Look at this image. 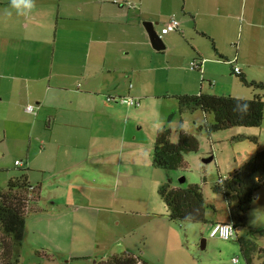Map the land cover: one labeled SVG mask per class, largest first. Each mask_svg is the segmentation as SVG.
<instances>
[{
	"label": "crops",
	"instance_id": "crops-1",
	"mask_svg": "<svg viewBox=\"0 0 264 264\" xmlns=\"http://www.w3.org/2000/svg\"><path fill=\"white\" fill-rule=\"evenodd\" d=\"M34 3L29 13L19 15L11 9L10 0H0V156L3 160L16 154L28 141L26 155L18 154V158L23 156L20 160L29 172L41 174L35 201H47L48 209L58 213L67 209L68 214H76L77 187L94 189L99 184L105 198L111 184H117L112 191L124 189L125 195L129 182L142 179L136 172L138 166L154 171L153 185L159 192L163 180L152 159L159 131L168 128L171 142L176 144L181 132L201 136L200 127L206 120L212 121L200 110L181 112L176 97L212 94L248 99L255 92H246L239 77L264 82V0ZM171 18L180 23V31L162 36L165 48L157 50L144 23H153L160 37ZM235 67L240 73H235ZM124 97L138 98L141 105L133 109L114 101ZM29 106L34 113L27 111ZM155 111L158 116L152 119L147 134L140 136L134 128L142 130ZM117 122H123V131L112 134ZM140 140L145 144L144 156L137 155ZM249 159L241 164L235 160L227 173L220 169L219 177H226ZM47 173L54 180L51 185ZM47 187L54 193L49 200L42 198ZM65 189L66 199L60 195ZM124 195L120 201L127 203L129 198ZM108 208V213L118 215V226L123 225L124 216L134 213L132 207ZM148 210V219L136 225L138 229L150 233L152 228L157 234L164 222H171L166 207L156 205ZM94 242L98 243L95 249L80 248L79 259L90 258L93 263L109 259L101 250L107 245L105 240L96 236ZM131 248L129 241L124 255L133 256ZM164 248L167 252L161 254L168 256L171 251ZM98 251L103 252L101 260H96ZM143 257L148 264L158 261L155 256Z\"/></svg>",
	"mask_w": 264,
	"mask_h": 264
},
{
	"label": "rangeland",
	"instance_id": "rangeland-1",
	"mask_svg": "<svg viewBox=\"0 0 264 264\" xmlns=\"http://www.w3.org/2000/svg\"><path fill=\"white\" fill-rule=\"evenodd\" d=\"M252 89L246 87L245 91L251 93ZM253 98L254 96H249L248 99ZM155 113L156 111L150 114L143 124L142 130L139 127L134 128L137 133H140V136L147 134L148 128L153 124L152 119L158 116ZM196 114L199 113L194 115ZM188 115L192 116L193 114ZM86 122L81 121L82 124ZM123 128V122L114 123L111 129L112 134L122 133ZM198 133L201 134V136L196 135L200 142V149L185 157V165L182 168L172 171L157 169L156 171H159L163 185L185 187V185L197 184L201 186L207 203L210 202L209 204L213 206L207 210V223L171 221L168 224L164 222L157 234L153 232L152 228L148 233L144 229L135 227L148 219L146 213L150 206L166 207L159 197L156 184L153 185L154 171L149 168L147 170L144 166H138L136 172L142 179L135 178L136 183L129 182L125 195L124 189H119L116 193L112 191V187L114 186L116 189L117 184H111V190H107L105 198L99 191V184H94V189L75 188L77 202L73 205L78 207L75 215L68 214L67 209H64L62 213L48 209L51 205L45 200L37 198L36 201H31L25 217L27 236L20 264H93L90 258L79 259L78 255L81 247L95 249L98 246V243L94 242L96 236L107 243L101 247V250L106 253V258H110L113 256L112 254L124 255L125 245L130 241L132 248L129 254L142 261H144L143 256H155L158 260L156 264H234L236 258L239 259L238 264H247L238 239H250L253 246H256L255 264H264V237L261 236L264 234V187L255 194L251 210L246 215L244 225L238 228L235 239L225 241L210 237L212 222H232L223 194L213 192L214 185L219 179L218 173L221 169V172L225 174L228 172V165H233L235 160L241 164L247 158L251 159L257 150H264V121L260 128L232 127L214 132L212 138H209L205 131ZM251 136L256 137V142L248 138ZM39 140L40 147H42V141ZM66 141L70 146L73 145L70 144V140ZM105 144L109 145V142L106 141ZM26 147L28 148V141H26ZM26 147L16 154L7 155L3 160V155L0 156V188L2 190L6 191L9 181L20 177L23 174L22 169L28 168L25 166L19 169L14 166L16 157L21 161L20 158L22 159L26 155ZM144 147V142L140 140L137 148L141 152L137 153L138 156L143 155ZM69 151L76 152L72 148ZM18 154L23 156L18 158L21 156ZM213 156L214 159L211 162H204L205 159ZM23 160L26 161L24 158ZM28 172L27 170L26 174ZM28 174L31 175L30 182L36 186L41 174L39 172H29ZM152 174H154L153 178ZM32 176H34L33 179ZM45 176L46 179L52 178L48 173ZM181 178L186 179L183 185L180 183ZM48 181L51 185L54 180ZM38 194L39 190L35 192V198ZM52 194H54L52 188L47 187L43 191L42 198L45 196L49 200ZM66 194L65 189L61 191L60 195L66 199ZM123 195L129 198L127 203H124L123 200L120 201V197ZM62 206L67 207L64 202ZM108 207L111 209L126 208V210H130L132 207L131 210L135 214L129 212L127 216L123 217V225L118 226L115 222V217L118 215L108 213L106 211L109 209ZM106 222H108V226L105 225ZM144 233L147 236H144ZM164 247H168L171 251L168 256L164 255L167 252ZM116 249L118 251L114 252ZM142 249L145 255L141 251ZM102 251H98L99 258L96 260H101ZM162 252L164 253L161 254Z\"/></svg>",
	"mask_w": 264,
	"mask_h": 264
},
{
	"label": "trees",
	"instance_id": "trees-1",
	"mask_svg": "<svg viewBox=\"0 0 264 264\" xmlns=\"http://www.w3.org/2000/svg\"><path fill=\"white\" fill-rule=\"evenodd\" d=\"M239 79L248 88H253L255 92L253 99L212 94L181 96L176 97L178 107L181 112L200 110L206 116L212 117V121L206 120L200 127V130L205 131L209 137L214 132L232 127L260 128L264 121V82H248L243 76ZM251 140L256 142L257 139ZM199 149L200 142L197 137L181 132L178 143L174 144L171 142L170 130L163 128L159 131L154 144L153 165L166 171L180 169L185 165V157L190 153L198 152ZM23 164L22 167L16 164L15 166L20 169L26 166L24 162ZM26 171V168L22 169L23 174L20 177L10 180L6 191L0 188V264H20L27 236L25 217L28 206L31 201H35L34 194L39 188L29 182ZM263 187L264 150L257 152L246 164L226 177L220 176L215 183L213 192H219L224 196L229 208L230 220H232L228 223L233 225L235 237H237L238 228L245 223L255 194ZM159 197L165 204L169 212V220L172 222L207 223V210L213 208L207 203L201 186L197 184L185 185V187L164 184L159 189ZM261 236L264 237V234ZM238 241L247 264H255L256 246H253L252 240L238 239ZM93 264L148 263L130 255H115Z\"/></svg>",
	"mask_w": 264,
	"mask_h": 264
},
{
	"label": "built area",
	"instance_id": "built-area-1",
	"mask_svg": "<svg viewBox=\"0 0 264 264\" xmlns=\"http://www.w3.org/2000/svg\"><path fill=\"white\" fill-rule=\"evenodd\" d=\"M175 31H180V23L174 19L171 18L169 20V22L166 24V26L161 30V36L167 35L171 32H175ZM235 73H240V69L238 67L234 68ZM121 104L127 105V106H132L135 108H138L141 105V102L138 98H133V97H124L119 99V101ZM27 111L34 113L35 109L33 106H29L27 108ZM17 166H23V162L22 161H16L15 163ZM210 237L211 238H220L222 240L225 241H229V240H233L235 238V230L233 228V225L228 224V223H218L215 224L212 227L211 233H210ZM235 264L239 263V259L236 258L234 260Z\"/></svg>",
	"mask_w": 264,
	"mask_h": 264
},
{
	"label": "water",
	"instance_id": "water-1",
	"mask_svg": "<svg viewBox=\"0 0 264 264\" xmlns=\"http://www.w3.org/2000/svg\"><path fill=\"white\" fill-rule=\"evenodd\" d=\"M144 26H145V28H146L149 36H150V39H151V41L153 43L154 48L157 49V50H163L165 48V46L162 44V42L160 40V37H159L157 31L154 28L153 23H151V22H145L144 23ZM212 160H213V157H210L208 159H205L204 162L205 163H209ZM185 181H186L185 178H181L180 179V183L181 184L185 183ZM203 248H204V246H203Z\"/></svg>",
	"mask_w": 264,
	"mask_h": 264
},
{
	"label": "clouds",
	"instance_id": "clouds-1",
	"mask_svg": "<svg viewBox=\"0 0 264 264\" xmlns=\"http://www.w3.org/2000/svg\"><path fill=\"white\" fill-rule=\"evenodd\" d=\"M10 7L12 10H15L17 14L24 15L35 7V3L34 0H10ZM8 14L11 15V12L9 11Z\"/></svg>",
	"mask_w": 264,
	"mask_h": 264
},
{
	"label": "bare ground",
	"instance_id": "bare-ground-1",
	"mask_svg": "<svg viewBox=\"0 0 264 264\" xmlns=\"http://www.w3.org/2000/svg\"><path fill=\"white\" fill-rule=\"evenodd\" d=\"M165 36V35H164ZM199 66V65H198ZM34 106V105H33ZM24 165V164H23ZM228 224H230V223H228ZM235 264V263H234Z\"/></svg>",
	"mask_w": 264,
	"mask_h": 264
}]
</instances>
